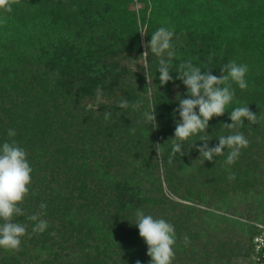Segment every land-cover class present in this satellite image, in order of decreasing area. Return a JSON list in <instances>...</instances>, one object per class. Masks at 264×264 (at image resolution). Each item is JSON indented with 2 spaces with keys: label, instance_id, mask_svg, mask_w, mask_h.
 Here are the masks:
<instances>
[{
  "label": "trees",
  "instance_id": "1",
  "mask_svg": "<svg viewBox=\"0 0 264 264\" xmlns=\"http://www.w3.org/2000/svg\"><path fill=\"white\" fill-rule=\"evenodd\" d=\"M0 18L6 20L0 24V144L14 129L33 168L25 215L17 218L27 234L16 254L0 248V264H149L137 209L175 226L173 264H223L242 255L231 238L203 234L208 217L202 216L215 220L213 214L170 198L166 188L211 207L216 202L193 185L201 177L226 184L230 168L235 179L225 189L216 185L217 192L255 195L257 212L247 206L241 217L264 219V0H19ZM159 27L174 30L173 81L160 85L159 58L149 50L150 86L140 56ZM189 60L217 77L230 61L248 66V88L233 82L232 103L207 129L210 148L218 136L238 131L249 140L231 166L224 164L227 148L212 161L200 158L199 136L168 163L180 119L177 93L188 98L176 71ZM122 100L127 109L117 107ZM154 105L157 128L143 116ZM246 105L257 123L222 127L232 123L234 108ZM36 213L49 224L43 233L33 232L36 222L27 219ZM249 232L252 256L257 230Z\"/></svg>",
  "mask_w": 264,
  "mask_h": 264
},
{
  "label": "clouds",
  "instance_id": "2",
  "mask_svg": "<svg viewBox=\"0 0 264 264\" xmlns=\"http://www.w3.org/2000/svg\"><path fill=\"white\" fill-rule=\"evenodd\" d=\"M19 0H0V11L10 13L12 5ZM6 20L0 18V24ZM137 25L141 36L148 33L144 29L142 22L137 18ZM174 30L166 27H159L151 34L150 42L143 44L145 51L140 57H144L143 67L148 84L151 81L147 77V64L149 50L158 57V72L160 85H166L173 81L170 74L172 72V60L175 57L172 39ZM165 54L167 58H165ZM219 77L213 75L210 70H203L201 67L194 66L191 60L181 62L178 65L176 79L182 81L186 87V96L181 98L177 93L179 107L174 111L179 113L180 119L176 122L174 138L171 141V152L168 163L173 162V158L185 155L182 147L191 137L199 136V141L203 142L198 148L200 158L204 161H212L214 157L224 154L225 148L229 149V154L224 161L226 166L233 165L239 158L241 150L249 146V140L243 132H236L227 136H218V144L209 147L207 141L211 136L207 134L209 121L213 117H220L225 114L228 106L235 97V90L232 88L234 82L240 90H246L248 83L245 79L249 69L246 64H238L236 61H230L220 70ZM149 86V87H150ZM98 93L100 90H97ZM99 98V96H98ZM138 103L132 105L137 108ZM117 107L127 109L129 104L122 100ZM198 109V112L196 111ZM106 118L111 116V112H105ZM143 116L152 128H157L155 116V105L150 112H144ZM229 119L232 123L223 124L222 127L233 129L244 126V120L252 124L257 123V114L253 113L248 105L236 107L230 112ZM131 131H135L134 128ZM16 131L7 130V137L0 144V248L4 250L19 251L22 243V237L27 234L28 225L17 221L18 217L25 215L22 205L25 199L30 195V185L32 184L33 168L28 160L27 151L21 147L15 139ZM162 145L156 144L155 150L157 157L162 159ZM195 143L192 147H195ZM229 170L228 179L234 180L235 174ZM47 205L40 204V208L46 209ZM43 213L29 215V221L36 222L32 228L33 232L43 233L49 224L41 219ZM139 236L147 245V255L151 258L149 264H173L175 259V245L177 242L175 226L163 218H156L153 215L145 214L142 209L135 212ZM55 235V233H51ZM185 244L190 243L189 237H184ZM136 264H140L137 261Z\"/></svg>",
  "mask_w": 264,
  "mask_h": 264
},
{
  "label": "rangeland",
  "instance_id": "3",
  "mask_svg": "<svg viewBox=\"0 0 264 264\" xmlns=\"http://www.w3.org/2000/svg\"><path fill=\"white\" fill-rule=\"evenodd\" d=\"M193 171L191 169L187 170V173H192ZM223 173H219V176H223ZM215 178H218L217 175L214 176ZM226 184L223 180L219 179H206V177L197 178L195 181V184L193 185V188H198V192L200 190L203 191V195L210 197L208 200L212 201L214 200L216 203H213L211 207H207L203 204H196L184 201L182 199H179L176 195H174L168 188H166V193L170 196V198L189 204L197 206L198 209H206L211 214L214 215L215 220L213 219V216H205L203 215L202 219L204 217L206 218L207 222L202 223L201 221V231L203 234L207 237V234L210 235L211 233L214 235L216 234L217 237L221 238V240L228 241L230 238L233 240L234 244L238 245V250L242 251V255L239 254V256L232 257L230 260L228 259V262L226 260H223V264H258L259 262L255 260V254L251 256L250 254V237L251 234L249 230L251 228H254V230H257L260 225L264 226V219L262 220H255V219H248L246 217H241L243 214V210L247 206H254L255 212L256 210V204L254 201L256 200L255 195L249 194V195H243V192L239 193L238 195H235L234 198L230 195L228 197L224 198L223 193H218L215 186H222L223 189L224 186L228 187V184H230L232 181L225 180ZM203 183V184H202ZM228 190V189H227ZM218 195H223L218 196ZM225 200H224V199ZM264 200V198H263ZM264 211L262 210V213ZM260 213V214H262ZM201 219V220H202ZM218 233V234H217ZM256 235V234H255ZM255 236L253 237L254 240ZM236 250V252H238ZM12 253L16 254L18 251L9 250ZM238 254V253H236ZM35 263L34 261L31 263Z\"/></svg>",
  "mask_w": 264,
  "mask_h": 264
},
{
  "label": "built area",
  "instance_id": "4",
  "mask_svg": "<svg viewBox=\"0 0 264 264\" xmlns=\"http://www.w3.org/2000/svg\"><path fill=\"white\" fill-rule=\"evenodd\" d=\"M255 260L264 262V226L260 225L258 233L255 235L253 240Z\"/></svg>",
  "mask_w": 264,
  "mask_h": 264
}]
</instances>
